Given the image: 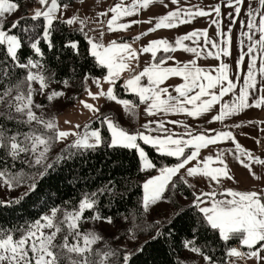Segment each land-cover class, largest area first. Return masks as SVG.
Instances as JSON below:
<instances>
[{"label": "snow or ice", "instance_id": "6c2138e0", "mask_svg": "<svg viewBox=\"0 0 264 264\" xmlns=\"http://www.w3.org/2000/svg\"><path fill=\"white\" fill-rule=\"evenodd\" d=\"M70 2L71 0H38L41 8L35 9L30 19L39 23L24 27L23 34L18 36L4 30V18L6 13L17 11L19 5L10 0H0V83L7 80V86L0 88V186L11 190L27 183V191L20 197L0 201V204L19 205L25 197L36 192L39 180L48 174L49 169L81 152L95 151L102 146L136 150L140 171L155 169L158 172L142 185L141 206L144 213L149 212L153 205L164 198L169 187H176L175 178L178 177L190 188L194 186L187 178H205L206 182L211 181L216 187H210L208 191H193V199L187 208L194 209L199 215L192 224L193 238L185 240L184 247L202 255L206 264H216L213 257L203 254L202 249L196 245V234L203 228L218 232L219 239L228 245L227 257L246 256L264 261V255H261L264 252V189H225L222 187L223 181H234L235 177L224 159V152L216 153L215 157L208 155L201 158L202 149L218 142L232 141L235 147L229 151L233 152L235 160L248 169L254 179H261L253 171V164L264 165V160L236 142L231 131H219L214 136L207 134L209 130L194 134L193 129L182 120L158 119L149 120L141 126L142 130L132 132L123 127L111 113L101 112L100 107L85 100H80L79 103L93 114L108 135L103 134L101 127L94 128L92 121L83 126L76 124L72 129L62 130L55 118H45L42 111L37 114L36 109H43L45 105L36 103L34 99L36 95H43L51 103L65 95L64 91L51 88L53 83L70 87L67 79L55 80V73L47 70L46 61L42 62L45 53L41 43L46 44L49 50L55 47L52 36L54 22L58 21L64 25L79 24L76 31L87 41V54L94 58L95 66L107 69V74L102 77L85 74V82L91 80L99 90L93 93L90 88L85 89L94 101L104 97L121 105L125 113L134 115L137 105L128 99L119 98L116 91L117 81L127 71L130 77L122 87L125 92L138 97L139 104L145 105L144 111L149 117L184 115L199 119L211 114L207 122L213 123L223 122L253 107L264 108V0H255V4L249 0L247 9L243 8L245 0H222L224 7L231 9L223 14L229 19L227 26H224L221 19V3L205 10L204 7L195 5L183 7L180 0H170L175 8L145 21L122 22L125 18L139 15L141 10H147L155 3H160L167 9L168 3L165 0H130L129 3L118 0L114 6L98 13L99 17L112 14L107 19L108 32L127 31L132 25L140 23L152 25L134 37L133 41L158 30H172L191 24L195 19L203 17L210 18L211 25L216 28L214 37L209 35L208 28L194 29L174 37L172 41L167 38L152 40L139 50L125 41L113 40L105 45L103 30L99 33L101 39L89 36L85 31L88 17L74 14L65 18V13L61 11L62 8L68 9ZM78 2L83 3V0ZM242 10L246 19L239 20L242 29L239 36L242 39H239L238 59L235 60L233 69L225 58L232 56V26L237 23ZM18 27L20 20L11 24L12 29ZM188 41L191 45L185 43ZM25 46L34 55L26 56V62H21L18 53ZM63 47L77 56L83 55L77 40L68 38ZM179 50L193 54L195 58L169 66L168 61L174 60L172 55L158 56L161 52L168 54ZM143 54H151V61L136 72L132 62L138 63ZM202 58L216 59L218 65L213 68L201 67L198 60ZM8 69H22L24 74L22 78L13 80ZM171 77L183 80V83L173 87V92L169 91L170 86H162ZM145 78L147 83H143ZM105 83L109 85L107 90L103 87ZM213 112L216 114H212ZM8 124H14L15 127H9ZM166 124L180 125L185 131L176 133L166 127ZM69 137H74L72 142L49 163V153L54 145ZM140 142L150 146L162 157L175 158L177 163L157 167ZM17 162L29 169L36 168L37 172L26 173L23 169L13 171ZM181 170H184L183 174ZM105 191H108L107 187L86 191L78 202H65L70 207L53 206L39 218L20 225H0V264H112L113 258L120 256L119 250L112 248L97 229L84 228V224L88 222L114 226L113 218L100 211L99 195ZM185 210V206H180L174 215L178 216ZM86 212L91 215H85ZM135 227L138 226L134 225ZM134 228L128 229L132 240L136 239ZM233 241L237 242V247L231 246ZM101 244L102 247H96ZM257 245L260 247L255 248ZM243 247L248 251H241L240 248ZM137 251H142V246ZM132 255L131 252H125L122 255L123 264H129Z\"/></svg>", "mask_w": 264, "mask_h": 264}, {"label": "trees", "instance_id": "16d2710c", "mask_svg": "<svg viewBox=\"0 0 264 264\" xmlns=\"http://www.w3.org/2000/svg\"><path fill=\"white\" fill-rule=\"evenodd\" d=\"M12 1L18 3L22 10V15L17 19L20 20V27L11 28V31L19 36L23 34L24 27L37 24L39 21L30 19L32 15L28 12L25 4L29 0ZM22 17L23 19H21ZM7 25L5 23V26ZM76 29L78 28L61 24L58 21L54 22L52 39L55 47L49 50L46 44L41 43V48L45 53L42 62L46 61L47 70L55 73V80L75 81L77 89L82 90V80L85 74L94 77L102 76L107 69L95 66L94 58L87 54L88 45L85 37ZM68 38L80 42V50L83 55L77 56L63 47V43ZM18 54L21 62H26V56L34 55L30 53L28 46H25L23 51ZM8 70L11 71L13 80L17 77L22 78L24 74L22 69ZM6 86L7 80L0 83V88ZM116 91L119 98L129 99L133 102L139 101L135 94L124 91L121 80L117 81ZM92 122V126L101 127L103 134L108 135L104 131V127L99 125L95 119ZM8 126L15 127L14 124H8ZM140 143L157 167L177 163L175 158L162 157L150 146ZM67 145L61 146L48 162H52ZM21 169L37 172L36 168L29 169L19 162L12 170L19 171ZM154 171L155 169L148 172L140 171V161L136 150L102 146L95 151L81 152L49 169L48 174L39 180L36 192L25 197L19 205L0 204V225L10 227L23 224L25 221L39 218L53 206L70 207L71 205L65 202H78L86 191L92 192L107 187L108 191L99 195V207L102 214L113 218L114 224L117 225L121 234L128 232V229H133L134 225L138 226L134 228V231L136 237L142 238L130 251L133 255L129 264H185L184 241L193 238L192 224L199 215L194 209L187 208L193 199L194 190L193 187H188L177 177L175 178L176 187H169L164 193L163 200L170 206L169 213L167 215L160 213L159 202L153 205L149 212L144 213L141 206L142 182L148 174ZM26 191L27 189L24 192ZM22 193L8 200H3L0 197V201L13 200L20 197ZM180 206H185V212L178 216L174 215L179 211ZM85 215H91V213L86 212ZM157 221L159 223H156ZM158 232L160 235H157ZM195 240L203 254L213 257L216 264H228L226 256L228 245L219 239L218 232L201 228L197 232ZM234 242H231V246ZM141 246L142 251H137ZM119 253L120 256L116 257L112 264H123V248L119 249Z\"/></svg>", "mask_w": 264, "mask_h": 264}, {"label": "crops", "instance_id": "0c3cea01", "mask_svg": "<svg viewBox=\"0 0 264 264\" xmlns=\"http://www.w3.org/2000/svg\"><path fill=\"white\" fill-rule=\"evenodd\" d=\"M118 0H83V3L78 2V0H74L70 3V7L68 9H61L65 13V18H70L75 14L78 10L82 13V17H90L93 20L94 25V33L93 37L97 39H101L99 33L101 30L104 32L103 36V43L105 45L109 44L111 41L116 40L117 42L125 41L132 44V47L139 50L142 45L146 46L152 40L159 39V38H167L170 41L174 39V37L178 35H182L188 33L194 29H209V35L215 36L216 28L214 25H211L210 18L203 17L195 19L191 24L180 26L176 29L172 30H158L154 33H151L147 36L142 37L138 41H133V38L137 35L145 32L148 28L152 25L147 23H140L138 25H132L127 31H118V32H108L106 24L107 19L110 18L112 15L111 13L108 14V17H99L98 13L105 11L107 8L114 6ZM126 3H129L130 0H125ZM168 3V8L166 9L160 3H155L149 7L147 10H141L139 15H135L132 17L125 18L122 22H128L129 20H140L145 21L150 17H156L161 14H165L168 10L175 8L176 6L170 3V0H165ZM249 0H245V4L243 5L244 9H247ZM253 4H255V0H251ZM181 6L183 7H191V6H199L204 7L205 10H210L212 6L216 5L217 3H221L222 8V17L224 26L229 24V19L226 17V14L231 9L224 7L222 0H180ZM213 15H215L213 13ZM240 19H246L245 12L242 10L241 16L238 18L237 23L232 26V56L231 58H225L227 62L235 69V60L238 59L237 50L239 46V39L242 37L239 36V32L242 31L241 25L239 23ZM98 21H102L99 23ZM155 21H153L154 23ZM71 27L79 28V24L70 25ZM258 39V36L256 37ZM191 45V42H185ZM247 43V41H246ZM89 47V46H88ZM246 50V48H245ZM160 55H172L174 60L168 61L169 66H174L176 63H184L191 61L195 57L193 54L186 53L182 50L176 51L174 53H158ZM151 61V54H143L139 58V62L133 61V66L136 68V72L141 71L148 62ZM198 65L205 68H213L218 65V61L213 58L207 59H200L198 60ZM259 66V61H258ZM244 68H247V58H245ZM107 72V71H106ZM214 74V73H213ZM130 77V73L125 71L120 80L121 84L123 85L124 81ZM234 78V77H233ZM143 83H147L146 78L143 80ZM183 83V80L179 77H171L167 81H165V85L162 86H170L169 91L173 92V87L178 86L179 84ZM174 94V93H173ZM229 97H225L228 99ZM124 99V98H122ZM129 100V99H128ZM131 101V100H130ZM133 102V101H132ZM137 105L136 113L132 115V119L130 123L128 120H121V124L124 125L129 131H136L137 129L142 130L141 126L149 120H182L184 123L188 124V126L193 129L194 134L204 132L205 130H209L207 134L209 136H214L216 132L219 131H231L235 137V141L238 142L243 148L251 151L254 156L259 157L261 160H264V146L259 147L257 144V139L262 137L264 140V108H250L245 110L243 113L231 117L223 122H213L208 123L207 121L210 119L211 114H206L199 119H193L191 117H186L184 115H169L165 116H154L149 117L146 115L144 108L145 105L139 104L138 102H133ZM219 105L216 106V110H218ZM123 109V108H122ZM212 114H216L213 112ZM119 121V122H120ZM252 121V123H249ZM128 126H127V125ZM242 124V127H236L235 125ZM155 127V125H153ZM166 127L170 128L172 131L176 133H183L185 129L176 124H166ZM215 130V131H210ZM156 135V133H153ZM235 145L232 141H222L218 142L215 145H210L207 149L201 150V158L212 155L215 157V154L218 152H224V159L228 164L230 172L234 174L235 180H224L222 183V187L237 189V190H261L264 189V165L261 164H253V171L260 175L262 178L257 180L254 179L253 176L250 174L249 170L241 166L234 158L233 152L229 151L230 149H234ZM195 163V162H192ZM174 165V164H172ZM191 166V165H189ZM216 166V165H214ZM184 170H181L183 174ZM158 172L155 170L153 173L148 174L143 182L148 179L152 175H157ZM189 182L194 186L193 190L195 191H208L210 187H216L211 181L206 182L205 178H187ZM238 182V183H237ZM143 189V188H142ZM143 196V192H142ZM260 247V245L255 246V248ZM255 248L253 250H255ZM241 251L247 252L248 249L246 247L241 248ZM264 255V252L261 253ZM236 260L233 264H264V261H258L256 258L249 259L248 257H234Z\"/></svg>", "mask_w": 264, "mask_h": 264}, {"label": "rangeland", "instance_id": "374dc122", "mask_svg": "<svg viewBox=\"0 0 264 264\" xmlns=\"http://www.w3.org/2000/svg\"><path fill=\"white\" fill-rule=\"evenodd\" d=\"M10 2L13 1L10 0ZM25 4L28 12L31 15H33L35 9L41 8V5L38 3V0H29L26 1ZM21 15L22 10L20 8H18V10L13 13H6L4 19L5 23L8 25L5 26L4 30L9 31V34H16L11 31V24L15 22ZM106 74L107 72L104 75ZM69 82L70 87L67 88H65L62 83H53L51 85V88L56 90H62L65 92V95L63 97H60L51 103H49L43 95H36L34 97L36 103L45 105L43 109H36L38 115L42 111L45 118H55V120L58 122L60 129L62 130L72 129V126L76 124H80L81 126H83L86 123H89L90 121H93L95 119L93 114L90 113L87 109L83 108V106L79 103L80 100H85L88 103H93L96 106L100 107L101 112L111 113L116 119H118V121H120V119L122 121L128 120V122L130 123L132 119V114L125 113L121 105H117L114 101H108L104 97H101L99 100L94 101L88 96L87 92L85 91L86 88H90L93 93L99 91L97 87L92 84L91 80H88L87 82H85V79L82 80V90L79 88L77 89V82ZM108 86L109 85L106 83L103 84L105 90H107ZM34 87H38V85H34ZM65 121H70L71 123L68 124L65 123ZM119 123L121 124V121ZM122 126L124 127V125ZM73 139L74 137H69L68 140L55 144L52 151L49 153V160L59 151L61 146L70 144ZM24 172L31 174L36 173L33 171L29 172L27 171V169H25ZM28 182L30 183V181ZM26 189L27 183L11 190L8 189L6 186H0V197L3 200H8L20 195ZM158 205L160 207V213H163V215H167L169 213L170 206L165 200L162 199L158 203ZM84 228L97 229L104 236V238L107 240V242L111 245L112 248L118 250L120 248H123L124 253L130 252L142 240L141 237H136L135 240L130 239L129 232L121 234L116 224L112 226L106 223L97 222L94 224L92 222H88L84 224ZM102 246L103 245L101 244L97 245L96 247ZM183 258L185 264H206L202 255L193 253L188 249H185ZM115 260L116 257H114L112 261Z\"/></svg>", "mask_w": 264, "mask_h": 264}, {"label": "built area", "instance_id": "2783aa9c", "mask_svg": "<svg viewBox=\"0 0 264 264\" xmlns=\"http://www.w3.org/2000/svg\"><path fill=\"white\" fill-rule=\"evenodd\" d=\"M75 14H78L79 16L82 17V13H81L80 11H76ZM88 18H89V21H88L87 27L85 28V31L88 32V35H89V36H92L93 33H94V29H93V28H94L93 20H92V18H90V17H88ZM257 141H259V143H257L259 147L264 146V140H263L262 137H259V138L257 139ZM237 246H238V244H237V242L235 241V242L233 243L232 247H237ZM240 250H241V248H240ZM235 260H236V259H235L234 257H227V262H228L229 264H233V263L235 262Z\"/></svg>", "mask_w": 264, "mask_h": 264}]
</instances>
